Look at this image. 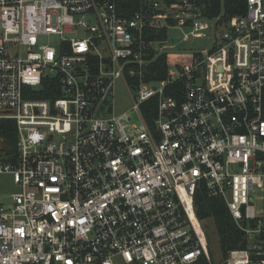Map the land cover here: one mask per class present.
Instances as JSON below:
<instances>
[{"label":"built area","instance_id":"2783aa9c","mask_svg":"<svg viewBox=\"0 0 264 264\" xmlns=\"http://www.w3.org/2000/svg\"><path fill=\"white\" fill-rule=\"evenodd\" d=\"M246 1L229 15L213 0H0V119L17 133L15 149L0 137V174L19 187L0 205V264H264V0ZM184 28L212 47L150 57L154 32ZM163 52L193 57L150 78ZM200 187L247 240L220 260Z\"/></svg>","mask_w":264,"mask_h":264},{"label":"trees","instance_id":"16d2710c","mask_svg":"<svg viewBox=\"0 0 264 264\" xmlns=\"http://www.w3.org/2000/svg\"><path fill=\"white\" fill-rule=\"evenodd\" d=\"M213 3L212 9L209 10L210 14L219 13L223 7L225 12L229 15L242 14L246 11L247 7L246 0H213ZM147 40L149 42L150 57L156 56L159 47L163 44H167L169 41L165 30L154 32ZM192 57V54L163 52L158 55L152 64H150L149 77L164 79L168 75L170 65L175 64L181 66ZM171 90L169 89V92ZM172 91L177 95V99L181 100L182 84L179 83ZM57 95V91L49 90L46 86L40 88L36 94L38 97L50 99L55 98ZM16 134V125L13 120L0 119V137L4 139L5 145L15 149ZM195 206L200 219L213 220L223 258H226L231 250L247 246V240L235 223L223 198L211 197L208 195L205 187H200L196 193Z\"/></svg>","mask_w":264,"mask_h":264},{"label":"rangeland","instance_id":"374dc122","mask_svg":"<svg viewBox=\"0 0 264 264\" xmlns=\"http://www.w3.org/2000/svg\"><path fill=\"white\" fill-rule=\"evenodd\" d=\"M188 31L189 30L187 28H184L183 30H170L169 34L171 39H169L168 44H175V46L177 45V48L180 50L186 49L192 52L203 49L208 50L212 47L213 39H210L211 33L209 31H207L202 37L189 36V39H184L185 33ZM49 40L53 42L55 39L54 37L51 39H45L47 42ZM114 100L118 111L129 109L132 106L131 95L121 81L117 82L116 84ZM18 189L19 187L14 183L12 175L5 173L0 174V205H12L13 201L11 195ZM260 195L261 193H258V196ZM262 197H264V195H262ZM256 207L258 209L264 208V201L262 202L257 200ZM206 228L209 234L213 254L218 260H220L222 258V254L220 251L218 236L215 231V225L212 219L206 220Z\"/></svg>","mask_w":264,"mask_h":264},{"label":"water","instance_id":"95a60500","mask_svg":"<svg viewBox=\"0 0 264 264\" xmlns=\"http://www.w3.org/2000/svg\"><path fill=\"white\" fill-rule=\"evenodd\" d=\"M172 69H173V70H176V69H177V67H176V66H172Z\"/></svg>","mask_w":264,"mask_h":264}]
</instances>
